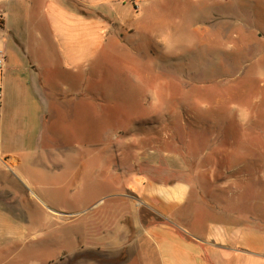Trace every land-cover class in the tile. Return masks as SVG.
I'll return each mask as SVG.
<instances>
[{"label":"rangeland","instance_id":"rangeland-1","mask_svg":"<svg viewBox=\"0 0 264 264\" xmlns=\"http://www.w3.org/2000/svg\"><path fill=\"white\" fill-rule=\"evenodd\" d=\"M254 12L259 31L244 22ZM112 16L118 39L141 46L130 45L134 61L103 55L98 83L87 76L77 105L70 95L49 112L39 149L19 165L0 160V264H96L95 234L111 233L110 193L138 187L144 168L167 183L224 177L264 199V11H198L192 23L172 15L175 29L128 35L126 14ZM214 150L229 173L215 168Z\"/></svg>","mask_w":264,"mask_h":264},{"label":"crops","instance_id":"crops-1","mask_svg":"<svg viewBox=\"0 0 264 264\" xmlns=\"http://www.w3.org/2000/svg\"><path fill=\"white\" fill-rule=\"evenodd\" d=\"M114 11L126 14L120 29L127 35L149 25L162 33L176 28L172 15H184L190 23L198 11L205 17L219 11L223 17L239 18L245 11H264V0H0L4 164L19 165L39 149L49 112L70 95L77 105L87 76L90 85L98 83L103 55L107 64L110 53L115 58L130 54L126 58L134 61L138 52L130 45L141 46L118 39ZM249 14L253 22L241 23L259 31L258 14ZM70 79L77 85L72 93L67 92ZM213 152L215 168L228 171L221 162L224 153ZM191 160L198 165L202 159L192 154ZM141 170L138 187L129 184L110 193L111 207L105 212L112 220L111 233L108 237L103 226L95 234L94 263L264 264V199L259 190L247 198L244 188L220 184L224 177L203 184L197 175L195 184L188 185L180 179L167 183L152 178L149 168Z\"/></svg>","mask_w":264,"mask_h":264},{"label":"built area","instance_id":"built-area-1","mask_svg":"<svg viewBox=\"0 0 264 264\" xmlns=\"http://www.w3.org/2000/svg\"><path fill=\"white\" fill-rule=\"evenodd\" d=\"M131 1L132 3H139L141 2L142 0H129ZM3 61H4V57L2 55H0V68L2 67L3 65ZM0 96H1V92H0Z\"/></svg>","mask_w":264,"mask_h":264}]
</instances>
